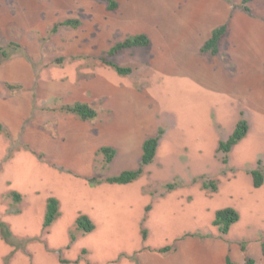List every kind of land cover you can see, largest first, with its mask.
I'll return each mask as SVG.
<instances>
[{
	"label": "rangeland",
	"instance_id": "rangeland-1",
	"mask_svg": "<svg viewBox=\"0 0 264 264\" xmlns=\"http://www.w3.org/2000/svg\"><path fill=\"white\" fill-rule=\"evenodd\" d=\"M71 2L0 0V48L12 54L0 64V220L9 226L14 238L13 245H9L0 236V264H94L93 260L104 259V253L109 256L103 264H139L142 254L136 253V249L142 247L146 252L147 247L163 249L179 233L182 241L185 233H189L186 238L200 237L212 228L215 212L226 207L239 212L238 232L251 245H257L258 255L263 257L264 189L257 194L253 186L233 182L238 181L239 175L252 183L253 168L264 174V124L261 125L264 120L258 118L257 125L250 116L252 140L243 139L237 144L249 159L246 165L236 152H214L218 142L230 137L239 118L242 106L230 94L232 91L223 94L221 87L218 90L214 87L219 93L210 94L202 84H213L212 79L202 84L205 78L190 82L188 75L193 68L179 66L175 56L168 53L154 56L153 69H150L147 63L154 52L149 48L150 43L147 47L125 49L114 57L108 55L119 42L144 35L121 32L120 25L142 29L149 21L158 22L154 9L143 6L144 2L153 4L157 0L125 2L130 10L122 18L117 13L114 16ZM70 19L78 20L79 25L60 27L53 34L56 24ZM12 44L19 45L20 50L13 52ZM103 59L130 68L129 75L119 76L120 87L128 86L127 90H138L144 96V101L139 103L129 93L119 95L125 107H136L134 127L139 126V119L144 117L147 121L149 117L159 126L156 136L160 131L162 136L153 163L143 168L145 175L126 185L131 193H111L102 198L94 195L91 199L86 193L81 195L82 199H88L82 202L84 208L89 209L93 203L94 211L90 212L100 225L107 216L117 220L110 233L102 234L99 230L98 241L93 245L89 234L76 230L74 220L65 226L57 223L55 228H44L41 207L44 196L40 192L43 194L50 187L65 201L77 195L70 189L72 184L69 187L66 182L62 188L51 182L58 174L64 179L73 178L76 181L73 185L87 184L92 178L106 183L108 177L141 167L140 160L126 161L118 155L108 165L104 155L96 151L86 163L91 166L92 175L85 176L68 168L70 163L54 162L48 155L54 142L69 148L68 137H72L70 123L63 119L64 115L72 114L62 111L70 103L65 97L67 85L96 79L95 75L99 74H116ZM159 66L175 74L159 79L155 75ZM110 99L108 95L96 104L102 125L109 115L104 113L109 111L101 105ZM122 138L121 133H113V138L108 133L102 140L120 144ZM129 150L134 151L132 145ZM255 157H258L256 166ZM225 159L227 163L223 162ZM167 185H173V189ZM142 189H149L148 194L141 193ZM14 192L19 194L20 201H15ZM175 193L190 206L179 203L177 196L169 198ZM198 200L212 201L198 208L191 207ZM69 210L74 213V209ZM146 230L148 239L140 240ZM191 232L197 233L196 236ZM110 238L121 239L108 241ZM171 246L173 249L168 251L171 253L165 257L168 260L161 264H187L181 250L176 254L177 244ZM115 247L133 254L113 252Z\"/></svg>",
	"mask_w": 264,
	"mask_h": 264
},
{
	"label": "crops",
	"instance_id": "crops-1",
	"mask_svg": "<svg viewBox=\"0 0 264 264\" xmlns=\"http://www.w3.org/2000/svg\"><path fill=\"white\" fill-rule=\"evenodd\" d=\"M113 1L116 3V9L113 13L109 12V3L106 1L82 2L81 0H72L71 3H76L77 5L81 4L106 14H114V16H116L117 13L120 18H122L126 12H129L130 7L125 4V2H130L131 0ZM242 3L243 0H157V3L155 2L153 4L144 2V8L148 9L149 6L154 9V14L158 22L149 21L142 29H131L121 25L119 27L120 31L124 33L147 34L150 42L149 48L151 51H154L152 52V56L150 54L147 63L150 69H153L154 56L168 53L170 56H175L179 66L193 68L192 73L188 75L190 82L194 81L197 83L199 78H205L201 82L202 84L206 79H212L213 84H202L204 85L202 88L206 91H210V94L219 93V91H216L219 87L222 88L221 92L223 94H226V91H232L230 94L234 95L236 97L235 100H238L242 106L240 107V112H238L239 118L234 125V130L238 121L245 115L244 119L249 125L248 133L244 138L246 139L245 141H247L252 140L253 133L250 116L257 122V125L258 118L264 120V0H254L250 2L248 4L249 13L244 11ZM115 24L114 21L112 25L115 27ZM222 27L226 28V32L218 42V54L212 55L210 53H203L202 49L206 42L212 38L213 32ZM162 32L166 34V37ZM159 67L160 68L155 72V75L158 76L159 79H164L165 76L172 75V73L175 74L174 72L170 73L166 68ZM109 69L110 68H108V71L111 72ZM153 75L154 73L152 76ZM119 76L117 72L113 75L108 73L106 76L99 74L98 76L95 75L96 79L84 80L78 84L71 82L67 85L65 97L67 100H70L68 105L76 103L88 105L96 111L97 116L92 120H82L73 114L64 115V121H69L70 123V134L72 137H68V139L70 138L68 142L69 148L67 145L54 142L53 147L50 148V153H48L52 161L61 162L63 164L68 162L70 164H67V166H69L68 168L71 170L74 169L78 173H83L82 175L90 176L93 171L91 166H87L86 163L94 152L100 151L103 147H111L116 151L112 163L117 159V155L131 162L142 160L143 144L145 140L156 137L155 130L159 126L158 124L156 125L157 122H152L149 117L147 121L142 117L139 119V126L134 127L136 121V107H125L124 101L119 98V95L129 93L135 96L139 100V103L144 101V96L138 90H127L128 86L120 87ZM214 87H216V90L213 89ZM130 88L132 87L130 86ZM108 95L111 97L110 101H106L101 105V108L109 111L104 113V115H109L105 118V124L102 125L99 122L102 115L100 113V108L96 106V104L99 105L98 103ZM141 106V108H145L143 105ZM263 124L264 122L261 123V125ZM140 126L143 128L140 129ZM108 133L111 138H113V133H121L123 135L121 143L116 144L115 141H112L111 144L104 143L102 137ZM220 142L217 143L218 145L214 148V152H216V150L219 152ZM160 143L158 148L160 147ZM131 145L134 151L129 150ZM233 152H236V155L238 154V156L241 157V163L246 165L245 163L249 161V159L243 155L242 148L235 145L230 150L229 154ZM253 160L256 166L258 157H255ZM144 168H148V166ZM88 169L91 171L90 173L86 172ZM253 169L251 170L253 171ZM143 175H145V170L141 176ZM51 179V182L57 183L62 188H65L64 184L66 182L69 183H66L68 186L72 184V187H69L72 191L74 190L73 193L77 196L73 195L69 198H65V201H63V199L50 187L47 188L45 193L42 194L40 192V195L44 196L42 197L43 201L41 206L44 213L43 223L47 209V201L49 198H55L59 202L58 217L60 216V218L58 221H56L58 217L56 218L50 226L51 228H55L57 223H61L65 226L68 222H73L74 220L76 230L81 231L78 229L77 220L80 216H86L94 225V230L90 233H86L90 235L92 239L90 244L93 245L98 241V232L100 229L102 234L110 233L111 230L115 229L117 225L115 217L108 218L107 216L102 225H100L90 212V210L94 211L93 203L90 205L89 209L84 208L82 202H86L88 199H82L83 196L81 197V195L86 193L87 198L91 199L94 195L102 198L104 195L111 193H131V190H128L126 186L129 184L120 185L106 182L92 186L88 182L87 184L76 183L73 185V183L76 182L73 178H68L69 180L64 179L63 176L59 174L56 175L55 179ZM237 179L238 181L236 180L233 183L238 182L239 185H241L240 182H244L246 185L253 186L257 194L259 190L261 191L264 189V182L260 188H255L253 178L252 183H249L248 179L244 176L243 180L239 175ZM169 186H172L173 189V185H167L168 189H170ZM89 187L94 190H91ZM15 188L21 189L19 187ZM227 188L226 190L229 191V187ZM223 189H225V187ZM148 190L142 189L141 193L147 195L149 192ZM34 192L38 191L34 190ZM173 196H177L179 203H184L179 197V194L175 193L170 195L169 198ZM214 198L212 200H214ZM212 200H207L205 203H202L207 205ZM202 203L198 200V202L191 205V207L198 208ZM184 204L190 206L187 202ZM148 205L149 204H147L146 207ZM69 208L74 209V213H71ZM233 209L236 210L235 208ZM213 221L212 228L205 230L200 237L186 238V235L189 233H185V241H182L180 240L182 234L179 233L173 238L169 246L166 247H171L173 249L171 245L174 243L177 244L176 254L181 250L183 253L182 259H184L187 264H226L227 258L236 264H246L248 259L252 260L254 264H264V256L258 255V246L251 245L247 242V240L242 237L243 235L237 230L241 226V222L239 223L240 214L239 221L232 225L226 234L221 233L219 228L213 225ZM63 231L64 230H62V232ZM191 233H193V236L197 234L195 232ZM148 237V231L146 230L145 239H148ZM120 239L121 238H110L107 240L112 241ZM142 239L143 236L140 240ZM256 241L258 242V238ZM121 243L122 242L116 246H120ZM115 248L113 252H126L123 249ZM146 249L147 252L142 251V247L135 250L136 253L142 254V256L139 254V264H161L164 260H168L165 257L167 254L171 253L166 252V254H162L159 252L160 249L151 250L150 247ZM108 252L110 253V251ZM126 253L130 255L133 254L130 251ZM107 256H109V254L104 253V259L101 262L93 260L94 264H103V261L108 258ZM183 263L184 262H182V264Z\"/></svg>",
	"mask_w": 264,
	"mask_h": 264
},
{
	"label": "trees",
	"instance_id": "trees-1",
	"mask_svg": "<svg viewBox=\"0 0 264 264\" xmlns=\"http://www.w3.org/2000/svg\"><path fill=\"white\" fill-rule=\"evenodd\" d=\"M99 1H106L109 3V10L114 11L116 9V3L113 0H99ZM254 0H243L242 7L244 11L247 13L250 12L248 4ZM79 25L78 20H67L60 22L54 26L53 34H55L60 27H77ZM226 28L222 27L220 29H217L213 32L212 38L206 42L204 45L202 52L203 53H210L212 55L218 54V42L221 39V37L225 34ZM149 39L145 35H137L134 37H129L125 41L119 42L116 46L112 47L108 55L110 57H114L115 55L119 54L120 52L124 51L125 49L130 48H137V47H147L149 45ZM10 49H12L13 52H18L20 50L19 45L12 44L10 46ZM12 55V54H11ZM10 51L4 48H0V64L8 59L10 56ZM103 62L114 68L115 71L121 75L126 76L129 75L132 70L130 68H124L116 65L113 61H109L106 59H103ZM62 111L68 114H73L75 116H78L82 120H92L97 116V113L94 109L89 107L85 104L76 103L73 105L65 106L62 108ZM1 127V125H0ZM2 128V127H1ZM249 130L248 122L245 119H241L238 121L235 130L230 135V137L225 141H221L219 144V151H221L223 154H228L230 150L237 145L240 141H242ZM162 136V132L160 131L159 134L156 137L149 138L145 140L143 144V155L141 160V167L137 170L132 171H124L120 175L115 177H109L105 181L110 184H120V185H126L133 183L134 181L138 180V178L143 173V168L145 166H148L153 163L156 151L159 146V141ZM100 152L104 155L106 164H110L116 154V151L111 147H103L101 148ZM224 163H227V160L225 159L223 161ZM259 165H261V161L259 162ZM253 178V183L255 188H260L264 182V174L260 169L253 170L250 172ZM101 180L98 178H92L89 180V183L91 185H98L101 184ZM205 187H208L207 184H204ZM212 188L215 189L213 185ZM169 188H172V186H169ZM13 197L15 201H20V196L18 193H13ZM59 215V202L55 198H49L47 201V209L46 214L44 218L43 226L44 228H49L53 222L56 220V218ZM239 221V214L236 210L233 208L227 207L221 210H218L215 213V218L213 221V225L218 227L221 233L226 234L228 233L229 229L232 225L237 223ZM77 226L78 229L83 231L84 233H90L94 230V225L90 221V219L86 216H80L77 220ZM0 236L1 238L9 245H13L14 238L12 235V232L9 228V226L0 220ZM143 237L146 238V232L143 233ZM171 247H166L163 249H160V253H166L170 251ZM226 264H236L232 262L229 258L226 260ZM246 264H254V262L250 259L247 260Z\"/></svg>",
	"mask_w": 264,
	"mask_h": 264
}]
</instances>
